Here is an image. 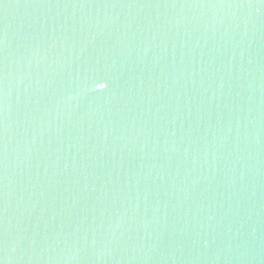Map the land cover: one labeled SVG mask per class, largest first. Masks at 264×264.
Returning a JSON list of instances; mask_svg holds the SVG:
<instances>
[{"label": "water", "instance_id": "1", "mask_svg": "<svg viewBox=\"0 0 264 264\" xmlns=\"http://www.w3.org/2000/svg\"><path fill=\"white\" fill-rule=\"evenodd\" d=\"M0 264H264V0H0Z\"/></svg>", "mask_w": 264, "mask_h": 264}]
</instances>
